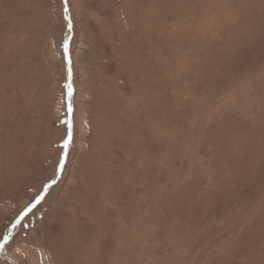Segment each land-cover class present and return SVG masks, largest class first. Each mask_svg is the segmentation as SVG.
<instances>
[{"label": "rangeland", "instance_id": "1", "mask_svg": "<svg viewBox=\"0 0 264 264\" xmlns=\"http://www.w3.org/2000/svg\"><path fill=\"white\" fill-rule=\"evenodd\" d=\"M66 1L0 0V264H264V0Z\"/></svg>", "mask_w": 264, "mask_h": 264}, {"label": "water", "instance_id": "2", "mask_svg": "<svg viewBox=\"0 0 264 264\" xmlns=\"http://www.w3.org/2000/svg\"><path fill=\"white\" fill-rule=\"evenodd\" d=\"M63 5H64V11H67L68 7H67V1L66 0H63ZM67 20H68V28H71V24H70V20H69V17L67 16L66 17ZM67 46H68V41H66L64 44H63V47H64V54H65V60H66V67H67V72H68V78L70 79L71 77V67H70V63H69V53H68V50H67ZM72 93V88H69L67 91H66V105H67V113H68V120H69V133H70V137H71V132H72V109H71V106H70V102H69V97H70V94ZM70 137L67 139L66 143H65V149L61 155V160H60V165H59V170L62 168V164L63 162L65 161V157H66V144L68 142V140L70 139ZM50 187V185H47L46 188H45V191L43 194L40 195V197L38 198L37 201H39L43 196L44 194L47 192L48 188ZM35 206V204H33L28 210H26L25 213H27L31 208H33Z\"/></svg>", "mask_w": 264, "mask_h": 264}]
</instances>
